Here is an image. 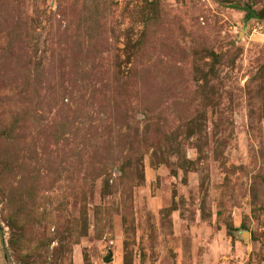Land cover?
Here are the masks:
<instances>
[{"label": "rangeland", "instance_id": "obj_1", "mask_svg": "<svg viewBox=\"0 0 264 264\" xmlns=\"http://www.w3.org/2000/svg\"><path fill=\"white\" fill-rule=\"evenodd\" d=\"M0 264H264V0H0Z\"/></svg>", "mask_w": 264, "mask_h": 264}]
</instances>
